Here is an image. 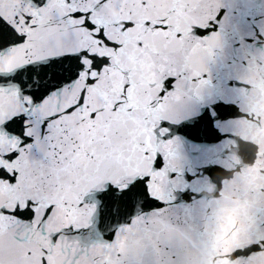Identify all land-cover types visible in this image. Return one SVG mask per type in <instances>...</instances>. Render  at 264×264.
<instances>
[{
    "label": "snow or ice",
    "instance_id": "6c2138e0",
    "mask_svg": "<svg viewBox=\"0 0 264 264\" xmlns=\"http://www.w3.org/2000/svg\"><path fill=\"white\" fill-rule=\"evenodd\" d=\"M240 5L254 45L221 74ZM261 47L264 0H0V264H195L232 142L258 158L236 122ZM259 200L228 264H264Z\"/></svg>",
    "mask_w": 264,
    "mask_h": 264
},
{
    "label": "water",
    "instance_id": "95a60500",
    "mask_svg": "<svg viewBox=\"0 0 264 264\" xmlns=\"http://www.w3.org/2000/svg\"><path fill=\"white\" fill-rule=\"evenodd\" d=\"M251 24L240 5L233 13V22L226 33V47L219 67L221 74L235 72L243 63L245 46L254 45ZM214 82L217 68H213ZM239 78L250 87L241 91L242 110L250 118L236 122V135L257 146L255 163H245L232 142L226 166L231 170L224 178L223 189L217 195L215 184L205 192V214L202 216L204 234L198 241L195 264H228L220 259L234 247L250 242L253 209L260 202V189L264 188V47L255 54L250 67L240 70ZM235 85L236 81H232ZM258 121V122H257Z\"/></svg>",
    "mask_w": 264,
    "mask_h": 264
}]
</instances>
